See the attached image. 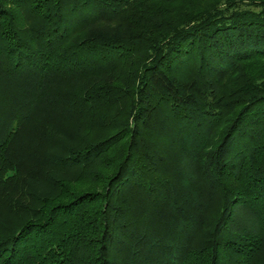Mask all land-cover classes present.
Instances as JSON below:
<instances>
[{
  "label": "trees",
  "instance_id": "16d2710c",
  "mask_svg": "<svg viewBox=\"0 0 264 264\" xmlns=\"http://www.w3.org/2000/svg\"><path fill=\"white\" fill-rule=\"evenodd\" d=\"M0 264H264V0H0Z\"/></svg>",
  "mask_w": 264,
  "mask_h": 264
}]
</instances>
